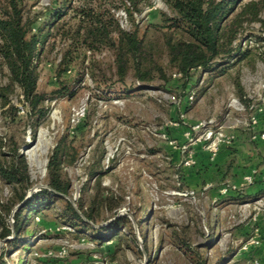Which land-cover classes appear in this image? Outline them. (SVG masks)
Here are the masks:
<instances>
[{"label": "rangeland", "instance_id": "obj_1", "mask_svg": "<svg viewBox=\"0 0 264 264\" xmlns=\"http://www.w3.org/2000/svg\"><path fill=\"white\" fill-rule=\"evenodd\" d=\"M114 1L113 12L121 27L132 30L127 10ZM55 2L27 0L36 26L48 22ZM146 2L141 13L134 12L141 32L161 22L162 12L171 14L164 0ZM259 16L263 21L245 24L237 41L243 50L249 49V55L224 74L214 75L212 82L208 80L213 75L204 73L199 79L196 75L190 90L183 87L181 76L174 77L177 72L159 46L156 54L167 82L157 79L139 89L132 72L125 84L117 81L114 53L105 48L82 54L61 77L65 93L54 95L68 46L51 37L39 58V90L47 95V114L36 121L16 86L9 100L20 109L19 116L5 118L0 97V162L11 160L15 150L26 160L32 195L47 185L49 155L66 134L77 149L75 162L65 166L71 181L67 199L76 208L81 202L88 206L104 192L113 196L118 207L104 208L98 224L106 225L118 216L129 221L126 229L123 225L111 235L105 233L107 241L98 243L90 231L76 233L65 222V201L53 199L49 207L31 214L28 230L37 235H23L29 245L10 246L7 240L13 234L7 239L1 232L5 224L14 231L13 212L6 213L2 205L11 201L14 190L0 176V259L6 264H18L21 258V264H264V195L255 190L256 174L244 184L220 173L212 180L203 160L198 168L201 176L196 174L194 158L196 143L209 148L210 130H238L241 115L248 119L253 114L239 111L240 105L232 101L244 103L234 83L236 76L255 108L264 96V9ZM8 80L9 71L0 58V88ZM203 87L207 90L202 93ZM190 155L195 163L186 165ZM38 200L33 199L32 206ZM18 208L19 204L13 211ZM123 229L119 240L116 233Z\"/></svg>", "mask_w": 264, "mask_h": 264}, {"label": "trees", "instance_id": "obj_2", "mask_svg": "<svg viewBox=\"0 0 264 264\" xmlns=\"http://www.w3.org/2000/svg\"><path fill=\"white\" fill-rule=\"evenodd\" d=\"M146 1L119 0L133 23L132 30H125L113 12L117 7L114 0H82L80 4L75 0H56L50 19L39 26H36L37 18L27 8V0H0V58L9 71L8 83L0 88L4 117L15 120L19 116L20 109L9 100L16 86L21 90L29 114L36 121L46 116L44 104L48 98L45 92L39 90V58L53 36L66 41L68 46L60 62L62 68L58 79L61 82L54 95L65 93L61 77L82 54L105 48L114 53L117 81L125 84L132 72L133 78L140 82L139 89L157 79L167 82L169 78L165 67L156 54L159 46L165 48L172 69L184 79L183 87L190 90L194 87L191 82L196 75L198 79L204 73L213 75L208 80L212 82L214 75L224 74L228 67L243 61L250 52L237 43L244 25L263 21L259 16L264 9L263 0L245 3L244 0H164L171 14L162 12L161 22L151 23L141 32L134 12L141 13ZM234 83L241 100L248 105L238 76L234 78ZM206 90L207 87H203L202 93ZM72 143L66 134L59 138L48 159L49 188L43 187L29 198L26 197L32 184L26 160L15 150L11 160L0 162V176L14 190L11 201L2 205L6 213L13 212L14 231L5 224L1 232L2 238L13 234V238L7 240L10 246L29 245L23 235H37L35 230H28L31 214L49 207L53 199L65 201V222L76 233L90 231L91 237L98 243L107 241L103 239L105 233L111 232V235L123 225L126 229L129 220L125 216L115 217L106 225L98 224L104 208L112 211L118 207L112 195L99 192L88 206L81 202L77 208L67 199L71 181L65 166L74 163L77 154ZM232 162H228L227 166ZM38 197L40 200L32 206V200ZM17 204L19 208L13 211ZM124 229L116 233L117 239L123 240ZM142 238L146 239L145 232H142ZM23 260L21 258L18 264ZM0 264L6 262L0 259Z\"/></svg>", "mask_w": 264, "mask_h": 264}, {"label": "crops", "instance_id": "obj_3", "mask_svg": "<svg viewBox=\"0 0 264 264\" xmlns=\"http://www.w3.org/2000/svg\"><path fill=\"white\" fill-rule=\"evenodd\" d=\"M257 106L261 108L264 106V103L259 102ZM238 127L239 129L236 130L235 125L232 124L231 128L235 130L229 131V133H234L235 136L233 144H221L216 154L212 153L209 148L205 149L203 142L196 143L194 148V158L197 160L196 174L201 176L198 170V168L202 167L200 164L201 160L207 165V176L209 175L212 177V180L219 177L220 173V176L226 174L225 177H227L230 175L234 183L239 184L242 182L244 184L246 182L251 183L246 177L251 176L252 178L254 174H256L255 180L258 181V183L256 184L257 187L255 190L262 193L261 195H264V139L253 138L257 131L264 132V111L260 113L259 125L256 129L249 125L246 114L241 115ZM235 133H237V135ZM244 155L245 159L244 157L240 158V156L242 157ZM227 161L233 162L230 166H227ZM240 162L246 168H244ZM201 173L203 174V171H201ZM208 186H210V183H206V187Z\"/></svg>", "mask_w": 264, "mask_h": 264}, {"label": "built area", "instance_id": "obj_4", "mask_svg": "<svg viewBox=\"0 0 264 264\" xmlns=\"http://www.w3.org/2000/svg\"><path fill=\"white\" fill-rule=\"evenodd\" d=\"M180 76H181L180 73H174V77H180ZM193 98H194V95L192 93L189 95L188 99L193 100ZM259 100L264 103V96L261 97ZM232 101L235 103H238L240 105V106H237V109L239 111L251 110L253 112V114L250 116V118H248V123L254 129H256L259 125L260 113H262L264 111V106L261 108H258V106H257V108H255L254 107L255 104L253 102L252 103L249 102V104L246 105L245 103H241L238 99H234ZM229 105L232 106L233 103H230ZM253 138L254 139H259V138L264 139V132L257 131ZM206 139L210 140L209 141V148L213 151L214 154H216L218 151V148L221 144H225V145L233 144V142L235 140V136L233 133H225L222 130V127H220L218 130H210L206 135ZM194 163L195 162L192 158V155H190V157L188 159H186V161H185L186 165H191ZM246 179L248 181H251L252 178L250 176V177H246Z\"/></svg>", "mask_w": 264, "mask_h": 264}, {"label": "water", "instance_id": "obj_5", "mask_svg": "<svg viewBox=\"0 0 264 264\" xmlns=\"http://www.w3.org/2000/svg\"><path fill=\"white\" fill-rule=\"evenodd\" d=\"M45 187H46V188H49L47 185H46ZM32 191H33V190L30 191V193L27 195L26 198H28V197L31 195ZM7 239H9V237H8Z\"/></svg>", "mask_w": 264, "mask_h": 264}]
</instances>
